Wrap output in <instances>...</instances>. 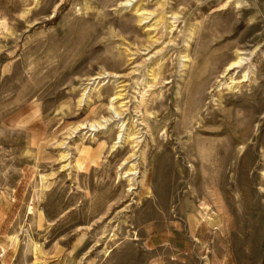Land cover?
I'll list each match as a JSON object with an SVG mask.
<instances>
[{"label": "rangeland", "instance_id": "1", "mask_svg": "<svg viewBox=\"0 0 264 264\" xmlns=\"http://www.w3.org/2000/svg\"><path fill=\"white\" fill-rule=\"evenodd\" d=\"M226 1L0 0V264H264V0Z\"/></svg>", "mask_w": 264, "mask_h": 264}, {"label": "bare ground", "instance_id": "2", "mask_svg": "<svg viewBox=\"0 0 264 264\" xmlns=\"http://www.w3.org/2000/svg\"><path fill=\"white\" fill-rule=\"evenodd\" d=\"M233 3L235 7L240 8L243 3L244 0H227L225 4L227 3ZM140 7H136V10H139ZM150 13V12H148ZM54 15V14H53ZM160 15V14H159ZM145 15H141L140 14V20H142V18H144ZM158 16V15H157ZM168 16V15H167ZM172 16L169 15V17ZM174 18L176 17V14H174L173 16ZM147 18V17H146ZM162 16H160V18L158 19V21L160 22L162 19ZM174 20V19H173ZM169 21L166 23L167 28H169V33L174 30V26L176 23H174L175 21ZM176 20V19H175ZM156 22V21H155ZM158 22V23H159ZM158 23H154V26L158 25ZM31 26V25H30ZM166 30V29H165ZM191 30V29H190ZM174 32V31H173ZM172 33V32H171ZM194 34V32H193ZM192 34V35H193ZM191 35V34H190ZM191 35V36H192ZM172 36V35H171ZM189 38V37H188ZM240 46V45H239ZM237 47V46H236ZM252 54V53H250ZM191 55V54H190ZM184 57L187 56L188 57V49H186L185 54L183 55ZM227 58V57H226ZM225 58V59H226ZM220 59V58H219ZM197 61V60H196ZM198 62V61H197ZM194 63V62H193ZM197 64V63H196ZM185 65V64H184ZM194 66V65H192ZM206 67V70H208L209 74L206 77H203V80L207 81L206 86L203 89V93H204V97L207 94H211L212 91L216 92L211 94V96L213 97L214 95H216V100L218 101L217 104L219 105V107L217 109L213 110V114L216 113V111H221V110H226V106L227 104H234L233 100H230V97H225V94L223 92V90L226 88L228 90H233L235 88H239L242 85V82H252V80L255 79V74H256V65L252 62V58L249 56V53H246V48L242 47H237L233 50V55H231V57L228 60H225V62L223 60L221 61H215L214 65L212 67ZM190 68V67H189ZM187 69V68H185ZM151 71V70H150ZM204 71V70H203ZM100 72V71H99ZM151 75L153 78H151V81H153V79L156 77V71H151ZM186 73V72H185ZM207 73V71H206ZM97 77H94L93 79H96ZM243 83V84H244ZM224 88V89H223ZM230 96H234V93L230 92L229 93ZM120 96V95H119ZM218 98V99H217ZM224 98V99H223ZM259 99H251V100H247L246 104H245V108H246V112L245 114H243V118H244V124L242 126V128L244 129V132H249L248 135L251 133V125L253 123V121L257 118V116L264 110V93L263 95H261L260 97H258ZM202 99V98H201ZM213 99V98H212ZM81 100V99H80ZM79 100V102H80ZM215 100V99H214ZM220 100V101H219ZM116 102V101H115ZM224 102V104L222 105V103ZM112 103V102H111ZM123 102L119 101V104H122ZM117 104V103H116ZM201 105V101L198 103V106L196 107V111L199 109V106ZM115 109V107H114ZM35 110V109H34ZM116 110H118L116 108ZM35 112V111H34ZM37 113L38 110H36ZM200 111H197L196 113L198 114ZM39 115V114H38ZM263 116V115H262ZM37 117V116H36ZM194 117V116H191ZM40 119V118H39ZM104 121V120H103ZM100 120H93L91 122H89V128L90 127H96V126H102V124L100 123ZM103 123V122H102ZM83 124L80 123L76 126V128H80V126H82ZM86 126V125H85ZM88 126V125H87ZM87 126L85 128H87ZM104 126V124H103ZM82 128H84L82 126ZM81 128V129H82ZM88 130H93L95 128H90ZM73 129V127H72ZM87 130V131H88ZM86 131V132H87ZM85 132V134H86ZM84 133V132H83ZM91 134V133H90ZM82 136V135H81ZM129 136V134H128ZM135 138H137V136H133L132 139L130 141H134ZM243 139V138H242ZM125 141V139L123 140V142ZM58 144L62 145L64 144V141L59 142ZM242 145V144H241ZM99 148H102L104 146V142H102L101 144H98ZM114 146V144L112 145V147ZM136 146V144L134 146H132V150L134 149V147ZM243 147H239V149H242ZM247 148V147H246ZM244 149V148H243ZM243 152V151H242ZM132 155H135V152H132L128 157L130 158ZM65 156V155H63ZM93 155H89L88 157V161H91ZM87 161V162H88ZM130 161V160H129ZM128 161V162H129ZM136 168L134 163H131L129 166L125 167V171H123V173H127L129 171L130 172L128 175L133 173V170ZM133 182V180H132ZM133 184V183H132ZM32 208V207H31ZM10 240L13 243H17L18 242V237L13 235L10 237ZM40 247H38L36 245V243L33 246V251H34V258L32 260V262L30 264H42V261H40L36 254L40 253ZM85 255L83 254L82 258H84Z\"/></svg>", "mask_w": 264, "mask_h": 264}]
</instances>
